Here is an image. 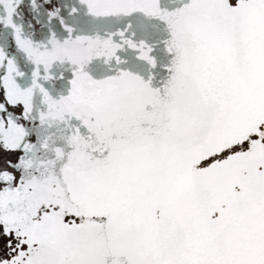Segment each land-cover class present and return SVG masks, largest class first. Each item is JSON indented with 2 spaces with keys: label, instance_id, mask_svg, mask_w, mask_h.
<instances>
[{
  "label": "snow or ice",
  "instance_id": "obj_1",
  "mask_svg": "<svg viewBox=\"0 0 264 264\" xmlns=\"http://www.w3.org/2000/svg\"><path fill=\"white\" fill-rule=\"evenodd\" d=\"M0 264H264V0H0Z\"/></svg>",
  "mask_w": 264,
  "mask_h": 264
}]
</instances>
